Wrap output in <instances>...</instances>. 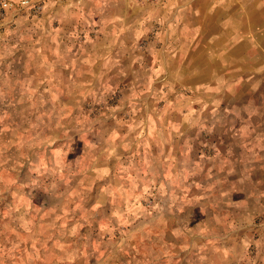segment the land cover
Wrapping results in <instances>:
<instances>
[{
    "label": "rangeland",
    "instance_id": "374dc122",
    "mask_svg": "<svg viewBox=\"0 0 264 264\" xmlns=\"http://www.w3.org/2000/svg\"><path fill=\"white\" fill-rule=\"evenodd\" d=\"M0 22V264H264V0H35Z\"/></svg>",
    "mask_w": 264,
    "mask_h": 264
},
{
    "label": "built area",
    "instance_id": "2783aa9c",
    "mask_svg": "<svg viewBox=\"0 0 264 264\" xmlns=\"http://www.w3.org/2000/svg\"><path fill=\"white\" fill-rule=\"evenodd\" d=\"M22 9L39 11L41 6L35 0H0V22L14 10Z\"/></svg>",
    "mask_w": 264,
    "mask_h": 264
}]
</instances>
